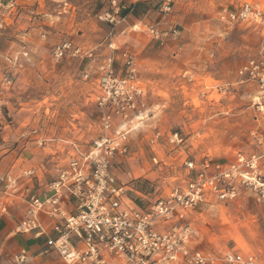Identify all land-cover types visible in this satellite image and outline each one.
Masks as SVG:
<instances>
[{
    "label": "rangeland",
    "instance_id": "rangeland-1",
    "mask_svg": "<svg viewBox=\"0 0 264 264\" xmlns=\"http://www.w3.org/2000/svg\"><path fill=\"white\" fill-rule=\"evenodd\" d=\"M86 1L66 5L52 0L51 23L38 20V0L25 6L19 0L0 4V139L2 131L14 136L18 126L26 125L27 141L42 139L35 145L47 148L49 161L30 169L47 175L55 173L54 160L59 166L77 155L75 149L92 145L101 134L103 114L115 128L133 125L129 152L118 155L111 170L132 187L129 197L145 208L174 189L181 191L201 173H218L214 164L226 169L235 163L236 172L253 179L244 184L237 176L232 196L207 193L188 213L191 245L215 254L233 249L264 261V192L258 183L264 181V21L223 17L243 2L264 16V0ZM144 2L163 14L162 5L170 2L171 17L142 21ZM117 5L123 7L114 13ZM106 13L115 20H106ZM153 24L175 28L179 35L155 39L147 31ZM40 27L51 33L43 41L37 40ZM64 40L80 47L81 54L54 58L53 46ZM124 51L133 58L134 80L143 94L123 120L111 105L98 104L97 97L99 66L108 55H113L115 74H128ZM174 131L182 138L179 144L167 138ZM204 160L209 166H202Z\"/></svg>",
    "mask_w": 264,
    "mask_h": 264
},
{
    "label": "built area",
    "instance_id": "built-area-1",
    "mask_svg": "<svg viewBox=\"0 0 264 264\" xmlns=\"http://www.w3.org/2000/svg\"><path fill=\"white\" fill-rule=\"evenodd\" d=\"M4 0H0V4ZM114 2V0H112ZM123 5H117V13ZM172 5L165 2L162 11L170 12ZM263 11L249 2H243L237 9L229 10L223 17L228 21H264ZM109 22L114 14L106 13ZM148 33L160 41L166 37H177L175 28L164 29L158 24L149 25ZM110 46H112L110 44ZM81 48L70 40L56 43L52 48L53 57L79 56ZM89 56L91 54H88ZM127 75L119 76L112 68L113 55L100 65L101 75L98 87V104H109L112 112L120 118L128 116L136 107V101L143 94L142 88L134 80L133 58L128 51L122 54ZM87 73L84 77H87ZM9 84L10 79L4 78ZM142 118L141 114L137 115ZM134 129L115 128L109 116L101 117V134L84 150L75 149L73 154L47 182L44 190L33 191L34 187H23V197L27 202L26 216L19 227L22 231L40 228L39 214L52 217L54 237L47 238L45 253L55 252L63 264H264L254 254L243 255L233 249L218 254L204 251L191 245V228L185 219L191 210L202 202L207 193L225 197L234 194L233 182L239 180L250 183L252 177L246 172H236L239 167L232 163L226 169L214 164L219 172L211 175L199 174L196 180L189 181L181 191L174 189L169 195L155 199L148 207L136 204L128 195L132 187L119 181L112 172L118 155L129 152L128 133ZM160 135L155 132L154 138ZM152 137V138H153ZM170 142L182 141L177 131L167 135ZM43 140L38 141L42 145ZM156 163V158L153 159ZM238 161H243L239 156ZM192 166V161L186 163ZM208 160L202 166H209ZM27 177L36 176L32 169L24 171ZM264 192V181L258 182ZM209 191H207V188ZM72 199L74 207L68 209L65 199ZM29 259L25 252L18 254L15 263Z\"/></svg>",
    "mask_w": 264,
    "mask_h": 264
},
{
    "label": "crops",
    "instance_id": "crops-1",
    "mask_svg": "<svg viewBox=\"0 0 264 264\" xmlns=\"http://www.w3.org/2000/svg\"><path fill=\"white\" fill-rule=\"evenodd\" d=\"M27 1L19 0L24 6ZM38 1L40 6L36 7L35 10V13L39 14L38 20L51 23L53 11L50 8V3L52 0ZM85 2L87 1L82 0V4ZM11 4H7V7L9 8ZM65 4L73 5L72 0H65ZM149 5L150 2L141 3V7H144L142 9V21L148 19L147 23L162 22L169 19V16L171 17L170 14L158 12ZM138 7L139 5L136 9ZM130 17L139 19L135 14H131ZM139 21L141 22V19ZM39 29L40 35L37 36V40L43 41L44 37L51 35L48 32L49 28L47 31L42 30V27ZM6 68H9V65H6ZM16 70L21 73L23 68L18 67ZM24 118L26 117L24 116ZM2 132L0 139V264H16L15 258L22 252H25L29 259L19 264H63L57 253H45L43 250L47 238L55 236L53 226L56 221L52 217L43 213L39 214L41 229L38 227L31 231H22L19 227L22 219L26 216L27 209V202L22 192L23 187L31 185L34 187L33 191L40 192L44 190L47 182L54 175V173L51 174L52 172L47 173V175L38 174L30 177L24 175V171L30 169L32 165L39 164L41 168H44L43 165H47L45 163L47 161L45 158L47 148L36 147L35 144L38 145V141L41 139L32 142L27 141L26 125L18 126L14 136L10 135V132L6 135L4 131ZM43 171L46 172L47 170L43 169ZM65 204L68 209L74 207V201L70 198L65 199ZM260 262L264 263L263 259L260 258Z\"/></svg>",
    "mask_w": 264,
    "mask_h": 264
}]
</instances>
